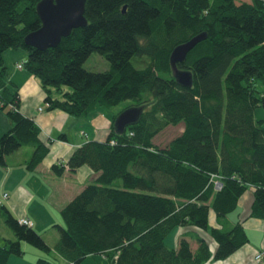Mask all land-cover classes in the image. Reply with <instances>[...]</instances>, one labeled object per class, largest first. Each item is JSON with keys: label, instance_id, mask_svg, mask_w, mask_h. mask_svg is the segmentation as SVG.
I'll use <instances>...</instances> for the list:
<instances>
[{"label": "trees", "instance_id": "16d2710c", "mask_svg": "<svg viewBox=\"0 0 264 264\" xmlns=\"http://www.w3.org/2000/svg\"><path fill=\"white\" fill-rule=\"evenodd\" d=\"M39 1L0 0V106L10 122L0 136V164L29 146L26 168L34 170L50 150L34 120L19 110L2 60L7 49L26 52L22 67L40 81L49 110L86 117L97 106L129 101L125 108L140 106L142 112L121 134L113 129L119 112L113 114L104 141L88 140L62 167L52 165L58 173L86 165L96 177L60 210L54 250L63 262L37 258L34 264H80L90 255L107 264H204L246 244L241 222L212 227L208 215L211 209L218 219L226 217L249 187V215L264 217V120L254 117L264 91V0H86L87 24L45 50L24 43L41 26ZM200 32L206 37L177 64L191 72L192 85L180 86L170 52ZM93 52L109 62L107 70L84 68ZM179 123L181 133L167 144L153 142ZM214 178L221 182L218 190ZM0 217L14 236H0V264L22 255V242L51 252L3 202ZM178 227L207 232L214 252L189 232L195 249L185 235L168 247L165 238Z\"/></svg>", "mask_w": 264, "mask_h": 264}, {"label": "crops", "instance_id": "0c3cea01", "mask_svg": "<svg viewBox=\"0 0 264 264\" xmlns=\"http://www.w3.org/2000/svg\"><path fill=\"white\" fill-rule=\"evenodd\" d=\"M7 80L12 89H16L20 100V112L34 120L40 129V138L49 145V153L34 170H28L26 163L29 160L32 148L20 147L5 157V164H0V196L6 192L9 197L3 201L11 214L16 218L26 217L33 223L32 227L46 240V234L55 229L57 224L62 225L60 210L73 199L80 190L92 182L96 174L86 165H82L74 172L64 168L62 172L53 171L52 165L62 167L69 155L82 143L88 140L104 141L109 133L112 117L109 112L95 108L86 117H76L58 109H47L43 99L44 92L40 81L24 70L17 68L26 60V52L18 49H7L2 54ZM8 72V73H7ZM41 108V110H39ZM99 111V114L95 112ZM10 122L5 109L0 106V136L8 130ZM253 200L251 188H247L238 198L236 209L218 219L213 210H209L208 224L212 227L231 228L236 222H241L248 242L223 260L209 259L204 264H264L253 260L255 252L264 248V217L255 218L249 215ZM165 238L168 247L176 245L178 237L189 233L202 236L208 243L211 253L216 243L207 232L194 227H178L172 230ZM188 237V236H187ZM13 239L12 235H7ZM168 238V240H167ZM55 240L47 241L51 252L46 254L35 249L26 242H22L23 252L33 255L30 263L34 264L37 258H46L63 262L55 252ZM192 249L196 242L188 237ZM53 243V244H52ZM53 254L54 258L49 257ZM9 264H25L14 255L9 256Z\"/></svg>", "mask_w": 264, "mask_h": 264}, {"label": "water", "instance_id": "95a60500", "mask_svg": "<svg viewBox=\"0 0 264 264\" xmlns=\"http://www.w3.org/2000/svg\"><path fill=\"white\" fill-rule=\"evenodd\" d=\"M86 0H40L36 4V11L41 26L29 32L24 37L27 46L45 50L58 45L62 37L67 36L73 28L83 27L87 24L84 17ZM123 7V11H124ZM206 37L200 32L189 40L176 45L169 55L171 73L176 83L183 87H191V72L178 67V63L185 60L187 52L199 41ZM261 107L264 110V94L261 98ZM142 112V107L130 106L120 111L113 120L115 133L121 134L128 125L135 124Z\"/></svg>", "mask_w": 264, "mask_h": 264}, {"label": "rangeland", "instance_id": "374dc122", "mask_svg": "<svg viewBox=\"0 0 264 264\" xmlns=\"http://www.w3.org/2000/svg\"><path fill=\"white\" fill-rule=\"evenodd\" d=\"M18 50L24 52V50H22V49H18ZM136 59H137L136 57L132 58L133 64L135 62L134 60H136ZM139 65H140V63H139ZM83 66L87 70L102 71V70H107L109 68V62L104 57L99 55L98 53L93 52L85 60ZM259 93H261V90ZM263 94H264V91H263L262 95ZM128 103H129V101H123L120 104L114 106L113 108H109V109L101 107V106H97L96 108L100 109L101 111H104V112H109L110 117H112L113 114H117L122 109H124ZM96 114H99V111L95 112V114H92V115H96ZM254 117L256 119H263L264 120V110L262 107H258L254 110ZM182 129H183L182 123H179L178 125H175V126H172V125L167 126L166 128H164L161 132H159L153 138V142L156 145L163 146V145L167 144L172 138H174L175 136L180 134ZM25 149H31V147L24 146L22 151H25ZM172 233L173 232H171L169 235L171 236ZM8 234L9 235L11 234L12 237H14L11 230L4 224L2 218L0 217V236L3 238H7ZM55 237H58V231L55 229L49 231L46 234V240L47 241L53 240V242H54ZM46 240H45V242L47 243ZM167 240H168V238H167ZM35 249H37V248H35ZM37 250H39V249H37ZM39 251H41V250H39ZM14 256L19 258V260H23L25 262V264L30 263V261L32 259H34L32 254H29L28 252L25 253V251L20 256H17V255H14ZM49 257L54 258L53 254H49ZM80 264H107V260L100 255H90V256H87L86 258H84Z\"/></svg>", "mask_w": 264, "mask_h": 264}, {"label": "built area", "instance_id": "2783aa9c", "mask_svg": "<svg viewBox=\"0 0 264 264\" xmlns=\"http://www.w3.org/2000/svg\"><path fill=\"white\" fill-rule=\"evenodd\" d=\"M16 66H17V68L22 67L21 64H17ZM39 110H41V108H39ZM110 142L113 143L114 141L111 140ZM213 185H214V189H216V190L220 189L221 182L218 180V178L217 179L214 178ZM8 197H9V195L6 192L2 193L0 196V204H2V202L4 200L8 199ZM18 222L21 224L27 225V226H32V221L26 217L18 218ZM253 260L257 263H261L264 261V248L254 253Z\"/></svg>", "mask_w": 264, "mask_h": 264}]
</instances>
